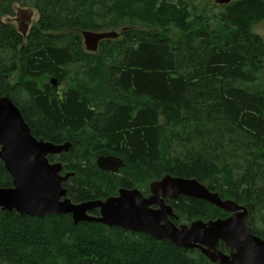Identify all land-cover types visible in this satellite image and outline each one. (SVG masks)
Returning a JSON list of instances; mask_svg holds the SVG:
<instances>
[{
    "label": "trees",
    "instance_id": "1",
    "mask_svg": "<svg viewBox=\"0 0 264 264\" xmlns=\"http://www.w3.org/2000/svg\"><path fill=\"white\" fill-rule=\"evenodd\" d=\"M17 3L39 15L26 36L3 20ZM213 7L209 15L193 0H0V97L37 139L71 143L48 159L74 173L62 183L73 202L121 187L147 193L166 174L195 178L245 207L252 233L264 238V42L252 32L264 0ZM87 30L118 35L89 52ZM100 155L123 167L99 169ZM10 186L0 161V187ZM166 203L176 225L229 215L187 196ZM0 264L213 263L198 249L69 214L0 209Z\"/></svg>",
    "mask_w": 264,
    "mask_h": 264
},
{
    "label": "water",
    "instance_id": "2",
    "mask_svg": "<svg viewBox=\"0 0 264 264\" xmlns=\"http://www.w3.org/2000/svg\"><path fill=\"white\" fill-rule=\"evenodd\" d=\"M231 0H215L227 4ZM25 19L18 32L26 35L32 9L16 14ZM116 31H83L85 49L95 52L101 40L116 38ZM54 84V78H51ZM70 142L55 144L32 135L20 110L8 95L0 97V161L12 179V186L0 187V209L19 215L43 217L48 214H69L74 223L98 222L147 234L156 240H168L185 249H198L213 264H264V238L252 233L247 210L232 199H222L195 178L164 175L149 183V195L137 188H120L118 194L104 200L73 202L62 183L74 173L62 174L60 161L51 162L48 155L69 151ZM99 169L118 172L120 158L100 155ZM187 196L205 200L229 213L227 217L176 225L173 207L166 199ZM98 210V215L91 212ZM223 244L228 252H224Z\"/></svg>",
    "mask_w": 264,
    "mask_h": 264
},
{
    "label": "rangeland",
    "instance_id": "3",
    "mask_svg": "<svg viewBox=\"0 0 264 264\" xmlns=\"http://www.w3.org/2000/svg\"><path fill=\"white\" fill-rule=\"evenodd\" d=\"M193 3L196 7H198V11H203L205 12L206 14H211L212 12H215L217 9H215V7H213V5L215 4V0H193ZM30 7L28 6H22L21 4L17 3L15 4L14 6V13L13 15L11 16H6V17H3V20L4 21H11L15 26H17V23H16V13L21 10V9H28ZM32 9V8H30ZM38 12L35 8L32 9V16H31V19L30 21L28 22V27H27V32L26 34H28L29 32V29L36 25L37 21H38ZM25 21V20H24ZM215 24L212 23L210 25V27H214ZM252 32L259 35L263 42H264V20L262 21H259L257 23H255L253 26H252ZM23 36H26V35H23ZM262 74H264V64H263V72ZM11 80L12 82H15L17 80V72L13 73L12 76H11ZM149 185V183H148Z\"/></svg>",
    "mask_w": 264,
    "mask_h": 264
},
{
    "label": "flooded vegetation",
    "instance_id": "4",
    "mask_svg": "<svg viewBox=\"0 0 264 264\" xmlns=\"http://www.w3.org/2000/svg\"><path fill=\"white\" fill-rule=\"evenodd\" d=\"M31 8V7H30ZM33 9V8H32ZM17 14V13H16ZM15 14V15H16ZM19 21L18 20H16V23H17V26H16V28L18 27V24H21L22 26L25 24V23H27V22H25L24 20V18L22 17V16H20L19 18ZM11 22V21H10ZM12 23V22H11ZM13 24V23H12ZM18 30V29H17ZM28 31V30H27ZM51 78L49 79V83L51 84V85H53L54 87H55V90H60L61 89V85L60 84H58L57 82H56V79L54 78V84H52L51 83ZM96 163V162H95ZM65 173H67V172H64V173H62V174H65ZM69 173H71V172H69ZM71 177V176H70ZM68 179V178H67ZM66 179V180H67ZM65 180V181H66ZM63 186V185H62ZM64 187V186H63ZM65 188V187H64ZM121 188H124V187H121ZM120 189V188H119ZM118 189V190H119ZM127 189H132V188H127ZM65 190H66V188H65ZM140 190V189H139ZM141 191V190H140ZM142 192V194L144 195V196H148L149 195V185H148V192L147 193H144L143 191H141ZM117 194H118V191H117ZM116 194V195H117ZM114 196V195H113ZM167 200V199H166ZM168 200H170V199H168ZM95 210H97V209H95ZM95 210H93V211H95ZM93 211L91 212L92 214H93ZM97 212V215H98V210L96 211ZM94 215H96V214H94Z\"/></svg>",
    "mask_w": 264,
    "mask_h": 264
},
{
    "label": "bare ground",
    "instance_id": "5",
    "mask_svg": "<svg viewBox=\"0 0 264 264\" xmlns=\"http://www.w3.org/2000/svg\"><path fill=\"white\" fill-rule=\"evenodd\" d=\"M67 142V141H66ZM97 159V158H96ZM96 162V161H95Z\"/></svg>",
    "mask_w": 264,
    "mask_h": 264
}]
</instances>
